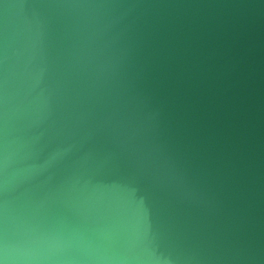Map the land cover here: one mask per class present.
I'll return each mask as SVG.
<instances>
[{
    "label": "clouds",
    "instance_id": "9594fccd",
    "mask_svg": "<svg viewBox=\"0 0 264 264\" xmlns=\"http://www.w3.org/2000/svg\"><path fill=\"white\" fill-rule=\"evenodd\" d=\"M9 73L0 75V213L26 233L45 207H97L119 250L117 264H264V0L131 5L137 19L193 25L223 47L234 201L219 235L193 241L165 164L136 157L95 132L61 85L63 5L41 0ZM8 40L3 41L4 61ZM101 192L122 195L100 200ZM0 264H4L0 260Z\"/></svg>",
    "mask_w": 264,
    "mask_h": 264
},
{
    "label": "water",
    "instance_id": "95a60500",
    "mask_svg": "<svg viewBox=\"0 0 264 264\" xmlns=\"http://www.w3.org/2000/svg\"><path fill=\"white\" fill-rule=\"evenodd\" d=\"M41 0H0V75L10 73ZM59 10L61 85L98 136L166 165L193 241L219 235L234 201L222 45L195 26L137 19L131 5L244 0H48ZM258 3L259 0H256ZM8 40L4 61L3 41ZM120 192H101L100 200ZM4 264H117L119 241L96 206L45 207L26 233L3 230Z\"/></svg>",
    "mask_w": 264,
    "mask_h": 264
}]
</instances>
